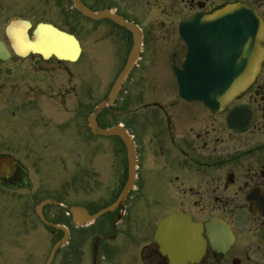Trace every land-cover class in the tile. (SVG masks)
Here are the masks:
<instances>
[{
	"label": "flooded vegetation",
	"instance_id": "1",
	"mask_svg": "<svg viewBox=\"0 0 264 264\" xmlns=\"http://www.w3.org/2000/svg\"><path fill=\"white\" fill-rule=\"evenodd\" d=\"M233 1L116 0L117 11L144 33L140 72L138 78L132 73L130 90L119 95L116 107L121 110L110 108L97 119L105 127L117 115L130 114L123 124L136 145V176L124 201L86 226V231L93 229L86 235V264H96V241L97 264H180L162 251L151 233L156 222L173 212L190 214L203 228L205 253L188 264H264V64L244 97L222 114L184 101L170 83L173 89L168 92L165 84L158 90L141 83L147 68L173 73L174 65L182 66L185 58L186 49L154 48L149 36L169 42L182 20ZM240 1L264 19V0ZM105 31L101 37L113 38L115 46L106 39L103 49H128V31L114 24ZM14 57L17 61L11 64L0 61V156L13 154L8 149L20 155H13L12 174L0 176V227L37 228L41 221L33 202L44 190L64 194L69 206L91 214L112 204L129 178L127 154L119 137L91 132L89 117L97 99L90 64L83 67L84 60L66 63L40 54ZM240 103L256 112L253 126L242 132L227 124L230 108ZM16 116L18 125H10ZM27 117L34 119L26 123ZM134 119L139 128L131 127ZM43 180L54 188L44 186ZM11 197H24L17 203L23 205L20 211L9 206ZM158 200L160 209H153L151 203ZM54 208L53 217L60 213L57 209L64 210ZM212 221L218 225L208 227ZM69 223L74 225L73 218ZM71 249L75 254L77 248Z\"/></svg>",
	"mask_w": 264,
	"mask_h": 264
},
{
	"label": "water",
	"instance_id": "2",
	"mask_svg": "<svg viewBox=\"0 0 264 264\" xmlns=\"http://www.w3.org/2000/svg\"><path fill=\"white\" fill-rule=\"evenodd\" d=\"M74 1L75 6L83 14L94 19L110 18L128 27L135 34V48L132 49L128 63L116 81L110 96L112 101L135 61L139 51V37L136 35L135 28L118 15L110 11L93 12L86 8L80 0ZM41 26L48 27L47 25ZM180 31L189 48L183 70H177L183 97L188 100H202L213 111H218L232 97L242 94L252 83L263 58L264 28L256 11L244 4H231L220 7L213 14H198L183 21ZM57 33L61 41L69 39L64 33ZM70 41L73 39L70 38ZM56 54L59 57L64 56L62 52H56ZM7 55H9L7 48L0 41V58H5ZM65 57L70 56L66 54ZM238 114L239 109H234L230 120ZM93 128L95 129V125ZM102 132L113 134L115 131L111 129ZM168 221L161 224L159 233L171 224ZM171 221L173 223L174 219ZM53 226L65 230L62 226ZM189 230L190 225L184 226L183 234H187ZM187 237L190 236L187 234ZM65 240L55 245L47 264H51L56 250ZM193 247L194 245L188 242L186 249L181 245L182 252H185L187 256L192 253Z\"/></svg>",
	"mask_w": 264,
	"mask_h": 264
},
{
	"label": "rangeland",
	"instance_id": "3",
	"mask_svg": "<svg viewBox=\"0 0 264 264\" xmlns=\"http://www.w3.org/2000/svg\"><path fill=\"white\" fill-rule=\"evenodd\" d=\"M60 0H0V38L3 40H6L5 35V29L6 26L15 19H29L33 21L34 25L39 22H50L55 23L59 25L61 28L70 30L71 32L75 33L79 36V38H82V42L84 46L86 47L83 56L82 61L84 60L83 67H89L88 64H90L91 67V75L95 76L93 79V85L92 86V92L93 95H96L98 91H96V88L98 87V83L102 80L107 81V85H111L117 75V72L120 69V63L124 62V59L126 58V51L127 49H123L122 55L119 53V49H103V46L105 45V39L101 37L100 31L98 29H101L104 27L105 22L102 21L101 23H93L89 21H85L82 19L79 21V25L72 27V21L69 22L66 18V14L64 13L65 9H68L69 6H67V3H64V1L60 4ZM114 4H107L103 1H96L94 4V7L96 8H106ZM70 13V11H68ZM69 17V15H67ZM92 23V24H91ZM103 24V25H102ZM158 31V30H157ZM159 32V31H158ZM104 34V33H103ZM177 37H179L178 33L174 35V37L168 38L169 40H173L172 42H166L163 40V38H157L154 41L150 39L149 36L148 42L152 47L156 48L157 46H167L165 49H180L179 41L177 40ZM111 39V38H109ZM110 44L112 47H114V42L110 41ZM104 44V45H103ZM182 46L183 43L181 42ZM97 49H94L96 48ZM89 48V49H88ZM181 49H185V47H182ZM149 51H156L159 52L163 49H148ZM126 52V53H125ZM125 55V56H124ZM14 63V62H13ZM82 68V67H81ZM81 72V70H79ZM102 75V76H101ZM139 76V75H138ZM136 76V77H138ZM145 81H141V83H145L147 86L150 85V87H155L158 90L162 88V86L167 85L166 83H170L172 86H175V79L173 78L172 72L167 68L160 67L157 68H147L144 73ZM128 86L127 88H131ZM167 89L165 92L172 91L173 87H169L167 85ZM148 92V91H147ZM148 97H152L151 95H147ZM168 101V100H167ZM123 115H126L124 112ZM121 116L122 119H124V116ZM221 118V117H220ZM15 120L12 121V124L10 125H18L19 116H16L14 118ZM32 117H27L24 121L26 123H29L28 121H32ZM222 119V118H221ZM116 120V119H115ZM114 121V120H113ZM112 121V122H113ZM110 122L109 124H111ZM131 124V122H130ZM131 127L133 128H139L136 125V121L134 119L133 123L131 124ZM18 129L16 128L15 131ZM8 151L12 152L13 154H16L17 156L20 155L18 150L15 149H8ZM42 183L47 188H54V184L51 183L49 180H43ZM24 197H11L9 198V206L14 207L16 210L20 211L22 209V203L17 204L18 201L22 202ZM153 209H158L159 204L157 202L152 203ZM13 208V209H14ZM56 209H53L52 212H54ZM48 213L51 214V211H48ZM65 220V219H64ZM88 228V227H87ZM85 229H75V231H78V233L73 234V239L71 241V246L65 245L62 250L59 251L56 260L53 264H86L85 256L87 254L86 249H88V235L87 233H91L92 230L86 231ZM22 235L19 236L18 234H13V230L6 228V229H0V244L4 247L3 243L7 246L9 249L10 257H12L11 250L15 245H20L22 240L30 241V239L34 240L35 237H32L34 235L33 229H25L21 230ZM42 239L43 242L41 243L40 247L39 244L37 246L38 251H40L42 254H39L41 256L40 260L39 258L37 261H39L38 264H46V259L48 257V253L51 248V243H49L50 238L52 239V243H54V240L57 238V235H49L45 231V229H42ZM83 233V234H80ZM93 234V233H92ZM19 241L18 243H16ZM67 246V247H66ZM77 248L76 255L72 252L71 247ZM21 247V246H20ZM22 248H26V251L28 254L31 252H34V248L29 249L27 245H23ZM21 250V249H20ZM69 250V251H68ZM14 253H16V257L14 259V262L11 261V264H21L20 262V256H23V254L20 255L18 247L14 249ZM26 253V252H25ZM74 254V255H72ZM34 256L30 255V257H24L21 259V261L25 262L24 264H31L29 261L33 260ZM8 260L7 255L3 257V261L1 264H6V261ZM37 264V263H36Z\"/></svg>",
	"mask_w": 264,
	"mask_h": 264
},
{
	"label": "bare ground",
	"instance_id": "4",
	"mask_svg": "<svg viewBox=\"0 0 264 264\" xmlns=\"http://www.w3.org/2000/svg\"><path fill=\"white\" fill-rule=\"evenodd\" d=\"M17 34H20V35H21V37H17V38H22L24 33L22 32L21 29H19V30L17 31ZM49 42H50V41H49ZM41 48H44L43 45H42ZM39 50H40V49H39ZM44 52H45V50H44Z\"/></svg>",
	"mask_w": 264,
	"mask_h": 264
}]
</instances>
